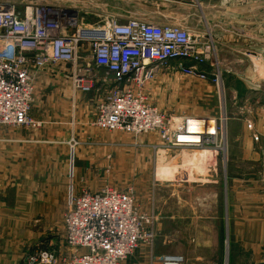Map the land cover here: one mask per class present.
<instances>
[{
  "label": "crops",
  "instance_id": "crops-1",
  "mask_svg": "<svg viewBox=\"0 0 264 264\" xmlns=\"http://www.w3.org/2000/svg\"><path fill=\"white\" fill-rule=\"evenodd\" d=\"M164 2L163 7L179 5L183 14L166 7L165 14L157 13L151 22H177L201 33L199 25L193 28L190 23L197 15L204 17L203 29L213 39L231 115L226 117L225 128L227 174L219 173V153L183 149L182 157L190 156L184 166L191 167L197 162L201 171L172 173L164 178L166 206H172L168 211H160L154 198L149 200V206L153 202L149 213L155 222L174 224L180 220L192 224L156 225L155 255H179L184 258V264H264V79L253 70L258 61L264 68V27L258 31L248 28L251 23L245 14L213 12V6L223 5L221 0ZM75 24L94 25L85 20L80 26L78 21ZM105 78H95L92 83L109 88L113 85L111 76ZM81 106L86 107V112H77L71 118V128L64 121L68 117L60 112L59 119L52 116L55 121H43L38 127H0V225L13 222L24 225L36 219L44 227H61L64 234L68 179L76 181L77 175H81L71 170L70 176L67 173L68 143L77 141V134L95 118V103L84 100L78 107ZM158 144L156 141L148 147L159 149ZM156 181L162 180L153 179ZM103 186L98 185L92 191L77 188V191L94 192ZM178 190L184 192L182 200L176 199ZM226 235L229 245L226 244L228 257L224 262L221 242ZM24 236L28 244L40 239L33 232ZM25 256L22 255L23 259Z\"/></svg>",
  "mask_w": 264,
  "mask_h": 264
},
{
  "label": "built area",
  "instance_id": "built-area-1",
  "mask_svg": "<svg viewBox=\"0 0 264 264\" xmlns=\"http://www.w3.org/2000/svg\"><path fill=\"white\" fill-rule=\"evenodd\" d=\"M71 21L64 11L52 7L28 6L20 15L14 5L0 3V127H38L30 116L34 100L30 66L74 63L85 43L93 64L115 83L96 107L97 127L135 136L152 133L167 150H224V117L169 118L145 95L159 71L209 82L202 68L211 67L210 80L220 87L221 71L214 67L210 39L187 27L136 18L87 27ZM73 27H77L74 33ZM84 30L96 34L83 37ZM74 84L84 92L90 90L82 86V79ZM72 190L70 185L66 195V253L37 248L26 254L22 264H121L139 244L152 245L154 216L139 212L130 191L110 186L96 192ZM182 262L181 256L160 259V264Z\"/></svg>",
  "mask_w": 264,
  "mask_h": 264
},
{
  "label": "rangeland",
  "instance_id": "rangeland-1",
  "mask_svg": "<svg viewBox=\"0 0 264 264\" xmlns=\"http://www.w3.org/2000/svg\"><path fill=\"white\" fill-rule=\"evenodd\" d=\"M164 1L167 0H0V3L14 5L20 15L28 6L52 7L64 11L72 20L71 25L72 22L78 21V26H80L81 21L85 20L89 24H94V26H101L105 21H110L111 19H115L119 23H125L127 20L134 18L151 22L157 13L164 15L166 7L178 9V14H183L179 5L172 4L173 6L168 5L163 7L162 5L166 4ZM221 1L223 5L221 7L218 5L213 6V9L211 8L213 12L245 14V17L251 23L248 24V28L251 27L253 31H258L264 27V0ZM205 9L209 12L207 8ZM196 12L200 13L197 9ZM199 19L201 18L197 15L195 21L190 24H192L193 28L195 24L199 25L201 29L198 28V30H201V34L207 40L210 39V45L214 46L213 39L203 29L205 24L204 17H202V21ZM170 24L177 25L178 23L174 22ZM81 27H87V25ZM76 29L77 27H73L71 32H76ZM79 50L74 63H60L39 68L32 65L29 69L34 98L30 116L39 124L42 125L43 121H55L59 119L61 117L60 112L63 116L68 117L64 121H66V126L71 128V118H74L77 112H86V107L78 106L84 100L95 103L94 120L86 125L81 133L77 134V141L70 140L68 143L69 149L66 152L67 173L69 174V170L73 169L72 172L74 171L75 175L76 172L78 174L81 173V175H77L76 181L71 182L67 176L69 179L67 178L66 193L72 183L74 184L72 190L74 193L79 192L77 191L78 189L92 191L98 185L104 184V186H110L116 191H130L135 198V207H137L141 214H150L149 209L153 208V202L149 206L151 198H154L155 202L157 201V203H154L156 207L158 205L160 211H168L172 206L170 204L166 206L168 201H165L167 192H165L164 188V178H167L172 173L185 174L191 172V170L196 173L200 172L201 167L199 163L195 162L191 167L184 166L190 156L185 159L180 154V149L167 150L163 148L159 138L155 134L135 136L124 131H108L97 127L94 124L96 107L102 95L114 87L115 83H113L112 76L110 75L112 86L110 85L109 88L107 86L100 88L97 85L95 86L92 80L95 78L104 79L108 76V73L93 64L87 44L83 43ZM213 63L214 67L220 71L217 64H215L216 60ZM261 65L260 61L255 62L253 70L258 73L257 76L264 79V68H261ZM202 69L207 72L209 82L186 77L176 71L172 73L159 71L154 81L149 83L145 88L147 102L169 118L179 119L181 117L192 116L219 119L220 117H224L223 127L225 125L226 128V117L230 116L231 112L223 86L222 75L221 86L217 88L210 80L211 67H203ZM75 79H82V86H86L90 90L84 92L78 89L74 84ZM52 116L56 117V119ZM225 128L224 150H221L222 152L219 153V173L221 175L228 172L225 161L227 150ZM156 141L161 146L159 149L148 147L149 144H154ZM209 150L211 149L193 150V153ZM153 179H161L162 181H156L155 183ZM183 193V191L178 190V197L176 199L182 200ZM171 201L174 203L175 200ZM65 207L67 208L66 204ZM180 209L178 207L179 212L181 211ZM225 221V225H227V220ZM156 225L192 224L186 221L181 222L180 220L174 224L155 222L154 220V239L152 245L139 244L132 255L127 257L121 264H160L161 257L166 255H155ZM31 232L38 233L40 239L28 244L27 238L24 235ZM41 233L42 235H40ZM226 244L227 246L229 245L227 235L221 242V258L223 261L225 260L224 262H227L228 257V254L226 255L225 252V249L227 250ZM41 247L55 250L59 254L66 253L63 229L54 225L44 227V223H38L36 219H30L24 225H14V222L12 225H0V264H21L23 262L22 255H26L30 252V249L34 250ZM152 247L153 249L151 250ZM182 259L183 262L181 264H184V258L182 257Z\"/></svg>",
  "mask_w": 264,
  "mask_h": 264
},
{
  "label": "water",
  "instance_id": "water-1",
  "mask_svg": "<svg viewBox=\"0 0 264 264\" xmlns=\"http://www.w3.org/2000/svg\"><path fill=\"white\" fill-rule=\"evenodd\" d=\"M96 33L95 32H88V31H83L82 33H81V36H83V37H93V35H95Z\"/></svg>",
  "mask_w": 264,
  "mask_h": 264
}]
</instances>
